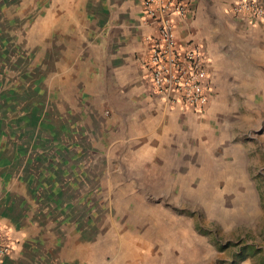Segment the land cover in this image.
<instances>
[{
    "label": "crops",
    "instance_id": "0c3cea01",
    "mask_svg": "<svg viewBox=\"0 0 264 264\" xmlns=\"http://www.w3.org/2000/svg\"><path fill=\"white\" fill-rule=\"evenodd\" d=\"M186 1L187 16L176 18L178 42L204 50L213 90L207 114L215 118L225 144L243 147L235 129L264 119V16L236 11L241 0ZM0 2L13 13L9 18L17 22L23 42L45 41L47 67L62 82L61 99L54 82L46 83L47 104L60 112L62 103L56 120L72 126L58 145L66 155L54 158L55 131L31 126L32 114H19L5 127L0 120V230L11 245L0 264H208L199 262L201 252L188 254L168 240L162 225L117 217L87 223L85 211H54L40 195L49 199L60 162L81 161L70 155L74 149L97 152V163L103 153L111 172L124 169L125 180H135L138 174L128 170L134 168L131 153L181 149L203 120L167 106L146 79L141 61L153 29L142 15L141 0ZM20 44L36 50L30 42ZM253 138L264 149V131Z\"/></svg>",
    "mask_w": 264,
    "mask_h": 264
},
{
    "label": "rangeland",
    "instance_id": "374dc122",
    "mask_svg": "<svg viewBox=\"0 0 264 264\" xmlns=\"http://www.w3.org/2000/svg\"><path fill=\"white\" fill-rule=\"evenodd\" d=\"M2 6L0 2V120L4 118L5 127L19 114H32L31 126L55 131L53 157H63L66 152L58 147L72 126L56 120L62 103L60 112L50 109L45 87L53 81L61 99L60 77L47 67L43 39L24 40L36 50L21 47L25 42L18 37L17 22L9 18L13 13ZM104 114L110 115L108 110ZM201 116L181 149L131 153L128 162L134 168L128 170L138 174L135 180H125L124 169L118 175L117 169L111 172L103 153L97 163V152L74 149L70 155L81 161L60 162L49 199L40 194L44 203L54 211H85L87 223L117 217L162 225L168 240L180 243L184 252H201L200 263L264 264V149L253 138L264 131V119L262 125L237 127L235 140L244 146L232 148L215 118ZM83 156L86 163L81 165Z\"/></svg>",
    "mask_w": 264,
    "mask_h": 264
},
{
    "label": "built area",
    "instance_id": "2783aa9c",
    "mask_svg": "<svg viewBox=\"0 0 264 264\" xmlns=\"http://www.w3.org/2000/svg\"><path fill=\"white\" fill-rule=\"evenodd\" d=\"M141 5L142 15L153 29V34L146 36L149 45L141 61L153 91L169 107L207 114L213 100L209 61L200 45L190 44L184 48L176 34V18L187 16V1L141 0ZM234 9L264 16V5L258 0H241ZM10 249V243L0 230V263Z\"/></svg>",
    "mask_w": 264,
    "mask_h": 264
}]
</instances>
